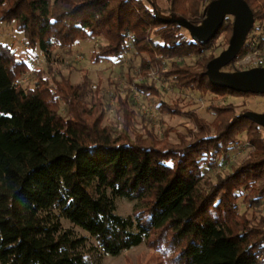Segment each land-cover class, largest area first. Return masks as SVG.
<instances>
[{
    "label": "trees",
    "instance_id": "16d2710c",
    "mask_svg": "<svg viewBox=\"0 0 264 264\" xmlns=\"http://www.w3.org/2000/svg\"><path fill=\"white\" fill-rule=\"evenodd\" d=\"M164 1L166 9L159 0H0V24L13 25L27 48L19 54L0 43V264H101L61 219L90 234L106 256L145 243L152 254L141 264H264V216H255L264 209V128L246 118L247 109L212 104L209 123L193 103L187 110L169 105L153 82L136 83L145 97L161 99L162 115L193 123L186 135L166 127L160 136L145 116L137 126L130 97L118 93L112 117L87 75L75 84L51 66L57 49L100 39L94 65L132 54L140 75L155 71L180 92L264 97L215 87L206 75L215 39L227 33L230 44L232 17L210 42L190 40L179 24L202 26L218 0ZM244 1L254 26L238 57L264 26V0ZM263 47L260 35L256 49ZM39 53L46 65L32 70L29 60ZM179 58H196L195 65ZM242 136L249 157L210 181L208 173L238 150ZM115 198L140 207L122 217Z\"/></svg>",
    "mask_w": 264,
    "mask_h": 264
},
{
    "label": "rangeland",
    "instance_id": "374dc122",
    "mask_svg": "<svg viewBox=\"0 0 264 264\" xmlns=\"http://www.w3.org/2000/svg\"><path fill=\"white\" fill-rule=\"evenodd\" d=\"M159 6L161 9H166V2L164 0H159ZM202 26H205V24ZM258 28L257 31H254L248 37V42L256 40L257 46L259 36L262 35L264 37V26ZM183 32L190 40H196L191 29L184 27ZM0 43L13 47L19 54L25 52L27 49L24 42V36L16 31L13 25L0 24ZM101 43L102 40L98 39L79 43L72 48L57 49L55 51L57 60L53 61L51 66L53 71H60L64 75L70 76L72 82L75 84L80 83L83 76L87 75L90 80L92 92L94 93L100 89L106 95L107 100L112 107V117L118 116L116 114V103L119 93L122 97H130V100L133 103V108L138 115V127L143 125V116H145L150 120L151 128L160 136H162L166 127H173L183 135H186L188 130L193 128V123L187 119V116L177 117L162 115L159 111L161 99L156 97H145L139 92L138 87L135 85L136 83L140 84L146 82H153L157 85L162 93L163 100L169 105H179L183 107L184 110H187V106L190 103H193L195 108L198 109L199 116L209 123L214 120V117L207 111V108L212 104L218 106L232 104L241 107V109H247L248 112L264 114V97L262 96L237 97L233 95L218 96L215 94H209L203 97L198 93L180 92L160 77L155 71L150 72L147 76L140 75L139 60L132 54L124 57L122 60L104 61L101 64L94 65L90 61V55L97 50ZM228 48V36L227 33H223L215 39L214 46L209 50V53H213L215 59H217L223 52L228 50ZM250 50L251 49L249 48L244 55L239 56L232 68L226 67L221 71L233 74L254 69L253 64L259 58L264 59V47L262 49L257 48V54L250 53ZM30 60L29 62L31 63L32 70L46 65L44 54L41 53L38 54V58L31 57ZM195 60L196 58L175 59L179 64H188L190 66L195 65ZM237 69L240 71H237ZM131 74L135 77L134 84H131L128 79ZM29 79H31V77L27 76L25 81L27 82ZM118 86L119 90L116 91ZM240 139L242 143L239 148H237L238 150L231 154L229 158L224 159L218 169L208 173L210 181L215 182L216 177L224 176L227 172H231L249 157L250 148L245 142V136L240 137ZM170 140L174 143L178 142L175 133L170 136ZM93 192L95 193L96 191L93 190ZM109 195L111 196L110 193ZM114 201L116 204V213L122 217H133L135 209L138 206L140 207L138 202H130L123 198H115ZM241 207L246 209L244 204H241ZM246 211L249 210L247 209ZM253 214L254 211L250 210L249 216L252 217ZM255 216L257 219L264 216V209H257L255 211ZM61 224L65 230H71L77 238H84L86 240L84 251H92L95 254L101 255V264H125L126 258L132 259L134 264H141L149 258L150 254H152V251L146 247L145 243H143L139 247L124 252L117 257L106 256L100 252L95 239L83 229L65 219H61ZM154 264L160 263L155 262Z\"/></svg>",
    "mask_w": 264,
    "mask_h": 264
},
{
    "label": "water",
    "instance_id": "95a60500",
    "mask_svg": "<svg viewBox=\"0 0 264 264\" xmlns=\"http://www.w3.org/2000/svg\"><path fill=\"white\" fill-rule=\"evenodd\" d=\"M227 17L234 19L229 48L208 64L206 75L215 87L238 93L264 95V68L233 74L221 71L238 59L245 40L254 26L253 12L244 0H218L212 3L206 13L205 26H194L190 22L183 21L179 24L191 29L197 40L210 42L217 36ZM246 118L264 128V114L248 112Z\"/></svg>",
    "mask_w": 264,
    "mask_h": 264
},
{
    "label": "built area",
    "instance_id": "2783aa9c",
    "mask_svg": "<svg viewBox=\"0 0 264 264\" xmlns=\"http://www.w3.org/2000/svg\"><path fill=\"white\" fill-rule=\"evenodd\" d=\"M250 53L257 54L256 44L255 43L252 44ZM253 65H254V69L263 68L264 67V59H260L259 58Z\"/></svg>",
    "mask_w": 264,
    "mask_h": 264
}]
</instances>
